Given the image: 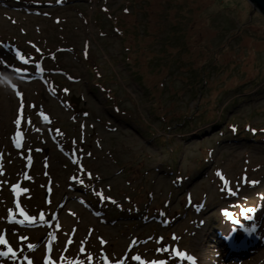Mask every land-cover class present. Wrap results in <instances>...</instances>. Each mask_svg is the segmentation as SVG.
Here are the masks:
<instances>
[{
    "label": "rangeland",
    "instance_id": "rangeland-1",
    "mask_svg": "<svg viewBox=\"0 0 264 264\" xmlns=\"http://www.w3.org/2000/svg\"><path fill=\"white\" fill-rule=\"evenodd\" d=\"M0 173V264H264V14L0 0Z\"/></svg>",
    "mask_w": 264,
    "mask_h": 264
},
{
    "label": "snow or ice",
    "instance_id": "snow-or-ice-1",
    "mask_svg": "<svg viewBox=\"0 0 264 264\" xmlns=\"http://www.w3.org/2000/svg\"><path fill=\"white\" fill-rule=\"evenodd\" d=\"M17 145L19 146V141H17ZM0 174H2V173H0ZM18 188H19L18 185L14 186L13 187V191H17ZM23 191H26V189L23 190ZM41 218H43V217L41 216ZM27 219L30 222L34 220V218H27ZM0 245H7V240L4 237H2V236H0ZM29 247L30 248H34V246H31V245ZM7 254H10L11 256H15L16 255L15 251L10 246H8V253ZM0 255H6V253L0 252ZM178 255H181L182 258L188 259V260H190L192 262V264H195L194 258L188 257L187 254L178 253ZM29 264H31L30 261H29ZM49 264H51V262H49Z\"/></svg>",
    "mask_w": 264,
    "mask_h": 264
},
{
    "label": "water",
    "instance_id": "water-1",
    "mask_svg": "<svg viewBox=\"0 0 264 264\" xmlns=\"http://www.w3.org/2000/svg\"><path fill=\"white\" fill-rule=\"evenodd\" d=\"M248 1L252 4L254 10H258L262 14H264V0H248Z\"/></svg>",
    "mask_w": 264,
    "mask_h": 264
},
{
    "label": "trees",
    "instance_id": "trees-1",
    "mask_svg": "<svg viewBox=\"0 0 264 264\" xmlns=\"http://www.w3.org/2000/svg\"><path fill=\"white\" fill-rule=\"evenodd\" d=\"M200 84H203V79H201ZM197 111H200V110H197ZM200 112H201V111H200ZM198 114H199V116H201L200 113H198ZM187 116H188V115H184V118H186ZM184 121H186L184 124H189L190 122H191L192 124H194V123L197 121V119H192V120L188 119V120H187V118H186V120H183V122H184ZM178 124H180V123H178ZM195 125H196V123H195ZM176 127L178 128L177 124H176ZM249 134L252 135V134H254V133L250 132ZM252 136H253V135H252Z\"/></svg>",
    "mask_w": 264,
    "mask_h": 264
},
{
    "label": "bare ground",
    "instance_id": "bare-ground-1",
    "mask_svg": "<svg viewBox=\"0 0 264 264\" xmlns=\"http://www.w3.org/2000/svg\"><path fill=\"white\" fill-rule=\"evenodd\" d=\"M233 228H234V226H233L232 224H230V225L227 226L228 231H230V230L233 229ZM225 230H226V229H225ZM225 230H224V231H225ZM197 252H198V251H197ZM206 263H208V262L206 261Z\"/></svg>",
    "mask_w": 264,
    "mask_h": 264
}]
</instances>
